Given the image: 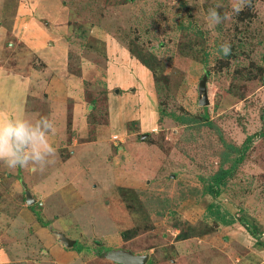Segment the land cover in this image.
<instances>
[{"label":"rangeland","instance_id":"1","mask_svg":"<svg viewBox=\"0 0 264 264\" xmlns=\"http://www.w3.org/2000/svg\"><path fill=\"white\" fill-rule=\"evenodd\" d=\"M238 2L0 0V26L10 32L0 43V64L8 59L38 71L45 67L21 38L23 24L38 15L39 27L48 21L47 33L58 52L66 56L68 73L81 78L83 72L91 74L89 80L82 78V85L85 97L94 104L97 116L93 120L97 122L106 120L105 89L112 88L97 76H106V69L110 74L112 65L115 75L135 68L133 77L137 73L141 77L137 64L144 67L149 84L135 87L154 90L158 128L145 137L116 138L112 155H129L131 160L130 155L148 157L143 167L152 173L141 182L142 191L127 187L131 190L124 192L126 202L119 190L118 194L133 215L134 227L128 235L142 233L135 246L162 247L155 260L178 256L174 250L177 230L185 229L187 222L198 225L199 230L204 229L202 224L214 229L187 240L183 257L187 263L229 264L220 252H204L200 246L221 231L219 240L213 238L220 245L224 244L222 238L230 239L235 247L231 261L264 264V0H248L235 14L232 5ZM213 8L221 15V23L215 26L209 15ZM225 14L230 19H224ZM37 28L31 27L33 31ZM225 42L231 45L228 56L218 54ZM136 56L149 63L151 70ZM28 106L42 109L45 117L50 104L40 97L30 98ZM120 113L114 106L112 119L117 129L123 123ZM239 155L241 159L235 161ZM131 160L128 164L133 165ZM229 168L231 173L218 186L219 193H208L212 177ZM4 191H8L7 183L0 188V207L8 214L11 204ZM3 217L0 215V234L6 235L10 224ZM169 239L172 245H168ZM101 246L92 240L90 247L96 255L95 248ZM34 253L40 255L36 250L29 257ZM37 256L11 264H36L41 260ZM90 258L91 254H82L79 262L84 264Z\"/></svg>","mask_w":264,"mask_h":264},{"label":"crops","instance_id":"2","mask_svg":"<svg viewBox=\"0 0 264 264\" xmlns=\"http://www.w3.org/2000/svg\"><path fill=\"white\" fill-rule=\"evenodd\" d=\"M37 17L32 15L23 24L25 29L21 38L26 40L25 48L40 57L45 67L38 71L32 65L25 68L8 59L0 64V122L23 123L30 130L39 128L45 132L46 141L57 154L42 153V159L29 160L25 168L17 165L15 169L8 168L9 157L0 159V188L8 184V191L2 195L11 204L8 214L7 209L0 207V215L10 224L8 234H0V264L23 263L37 256L34 253L29 257V252L36 250L41 259L36 264H81V255L88 253L91 258L84 264H124L109 257L96 256L90 247L92 240L98 245L101 243V247L107 249L105 253L123 250L135 256H146L144 264H190L183 259L187 240L199 236L175 240L174 250L179 253L176 258L156 257L155 260L162 247L135 246L134 241L142 233L127 238L123 235L134 224L131 221L133 215L119 197L118 188L142 191L141 182L148 180L145 176L152 172L143 167L147 155H130L132 160L129 155H112L113 142L116 138L132 140L139 134L140 137L148 136L158 128L160 120L154 104V90L135 87L140 83L143 86L149 84L144 67L137 64L143 77L138 73L133 77L135 68L115 75L112 65L110 74L106 69V76H101L102 73L97 76L112 87L105 89L106 120L97 122L93 120L97 116L94 104L85 97L82 85V78L89 80L91 74L83 72L81 78L68 73L66 56L58 52V45L53 44L47 33L50 32L48 21H42L43 28L39 27ZM6 26L9 30L10 25ZM33 26L38 28L33 31ZM3 28L0 26V43L10 36V32ZM49 46L52 48L48 49ZM5 67L10 69L5 70ZM44 94L50 104L45 117L42 109L28 106L30 98L44 99ZM116 105L123 121L120 129L115 127L112 119ZM131 121L136 123L130 128L127 124ZM12 148L17 152L13 144ZM22 149L30 151L29 146L24 145L17 153L21 154ZM130 160L133 165L128 164ZM32 167L37 170L33 171ZM111 174L114 176L107 179L106 176ZM27 193L32 197L31 204L27 201ZM221 234L220 231V235L218 232L210 239H204L200 246L204 252H220L229 264H235L231 261L235 247L232 248L230 239L226 238H222L224 244L220 245ZM215 236L217 241L213 238ZM69 241L72 244L66 245ZM172 244L169 239L168 245Z\"/></svg>","mask_w":264,"mask_h":264},{"label":"clouds","instance_id":"3","mask_svg":"<svg viewBox=\"0 0 264 264\" xmlns=\"http://www.w3.org/2000/svg\"><path fill=\"white\" fill-rule=\"evenodd\" d=\"M248 0H239L238 3H233L232 11L235 14H239ZM211 20L213 21V26L221 23V15L211 9L209 11ZM224 19H230V17L225 14ZM218 54L223 56H228L231 54V45L227 42L219 46ZM46 127H51V125H46ZM15 142V146L21 149L22 146L28 145L30 151H24L18 154L13 151L12 144ZM43 154H53L56 156V149H54L45 139V132L41 131L39 128L30 130L23 123H3L0 122V159L4 157H9L7 165L9 169H15L17 165L21 168H25L29 160L38 161L42 159ZM41 170L43 168H40ZM32 170H37L36 167H32Z\"/></svg>","mask_w":264,"mask_h":264},{"label":"trees","instance_id":"4","mask_svg":"<svg viewBox=\"0 0 264 264\" xmlns=\"http://www.w3.org/2000/svg\"><path fill=\"white\" fill-rule=\"evenodd\" d=\"M143 65H145L148 69L151 70V66L149 65V63H147L146 61H144L141 57L139 56H136ZM239 150V149H238ZM239 152H241L239 150ZM241 159V155H239L235 161H239ZM231 170L232 168H229V169H226V170H222L220 171L219 173H217L215 176L212 177L211 179V185H209L207 187V192L210 193L211 195L213 196H216L218 193H219V190H218V186L221 185L222 181L224 180V178H226L230 173H231ZM119 190V193L120 195L122 196L123 200L126 202V198L124 197V192L125 191H129L131 189H126V188H123V187H119L118 188ZM249 232L250 234L252 235H256L255 231L253 229H251L249 226H248V223L242 221L241 223ZM175 227H177V225H174ZM202 226H204V229L202 230H199L198 229V225H192L190 223H187L186 222V227L185 229H180L179 230V233L176 235V240H181V239H186V238H189V237H194V236H201L202 234H207V233H210V232H213L214 229L211 228L209 225L207 224H202ZM129 232L128 231H125L123 232V235H124V238H127ZM133 233H131L130 235H132ZM96 255H101V256H104L103 252L102 251H107L106 248H103V247H96Z\"/></svg>","mask_w":264,"mask_h":264},{"label":"water","instance_id":"5","mask_svg":"<svg viewBox=\"0 0 264 264\" xmlns=\"http://www.w3.org/2000/svg\"><path fill=\"white\" fill-rule=\"evenodd\" d=\"M13 146L15 150L18 152L19 149L16 148L15 142H13ZM28 203H32V197L30 196L29 193L26 195ZM66 241V240H65ZM70 241L66 245H71ZM104 257H109L112 258L118 262H122L124 264H144L146 261V256H135L131 252L127 251H117V252H108L103 254Z\"/></svg>","mask_w":264,"mask_h":264}]
</instances>
